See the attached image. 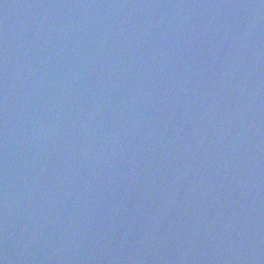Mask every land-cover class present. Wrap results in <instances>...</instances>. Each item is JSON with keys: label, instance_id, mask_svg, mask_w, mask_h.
Returning <instances> with one entry per match:
<instances>
[{"label": "water", "instance_id": "obj_1", "mask_svg": "<svg viewBox=\"0 0 264 264\" xmlns=\"http://www.w3.org/2000/svg\"><path fill=\"white\" fill-rule=\"evenodd\" d=\"M0 264H264V0H0Z\"/></svg>", "mask_w": 264, "mask_h": 264}]
</instances>
